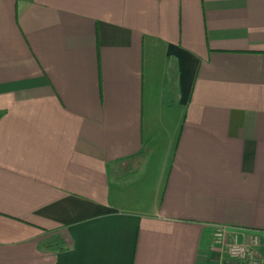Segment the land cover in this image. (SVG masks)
I'll return each instance as SVG.
<instances>
[{
    "label": "crops",
    "instance_id": "0c3cea01",
    "mask_svg": "<svg viewBox=\"0 0 264 264\" xmlns=\"http://www.w3.org/2000/svg\"><path fill=\"white\" fill-rule=\"evenodd\" d=\"M217 224L264 256V0H0V264H234Z\"/></svg>",
    "mask_w": 264,
    "mask_h": 264
},
{
    "label": "built area",
    "instance_id": "2783aa9c",
    "mask_svg": "<svg viewBox=\"0 0 264 264\" xmlns=\"http://www.w3.org/2000/svg\"><path fill=\"white\" fill-rule=\"evenodd\" d=\"M258 243L257 235L241 240L238 235L230 236L227 227L221 224L215 226L211 235V246L224 249L234 264H264V256L253 249Z\"/></svg>",
    "mask_w": 264,
    "mask_h": 264
},
{
    "label": "rangeland",
    "instance_id": "374dc122",
    "mask_svg": "<svg viewBox=\"0 0 264 264\" xmlns=\"http://www.w3.org/2000/svg\"><path fill=\"white\" fill-rule=\"evenodd\" d=\"M163 147H159L154 152H152L151 156H149L147 171L149 173L156 172L158 170L159 164L163 161L164 155H163Z\"/></svg>",
    "mask_w": 264,
    "mask_h": 264
}]
</instances>
